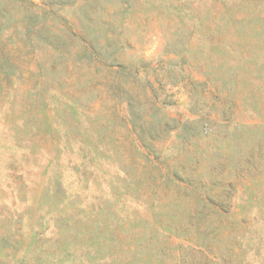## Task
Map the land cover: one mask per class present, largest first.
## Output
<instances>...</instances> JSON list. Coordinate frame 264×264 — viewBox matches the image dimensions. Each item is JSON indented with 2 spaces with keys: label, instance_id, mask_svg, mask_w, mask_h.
Masks as SVG:
<instances>
[{
  "label": "rangeland",
  "instance_id": "rangeland-1",
  "mask_svg": "<svg viewBox=\"0 0 264 264\" xmlns=\"http://www.w3.org/2000/svg\"><path fill=\"white\" fill-rule=\"evenodd\" d=\"M0 264H264V0H0Z\"/></svg>",
  "mask_w": 264,
  "mask_h": 264
}]
</instances>
